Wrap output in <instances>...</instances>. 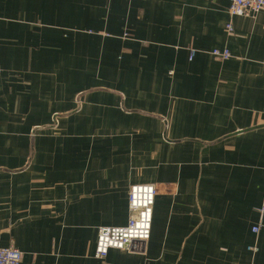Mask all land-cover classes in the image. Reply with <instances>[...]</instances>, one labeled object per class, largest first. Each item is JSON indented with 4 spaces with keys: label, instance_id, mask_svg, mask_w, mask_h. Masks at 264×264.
Masks as SVG:
<instances>
[{
    "label": "crops",
    "instance_id": "crops-1",
    "mask_svg": "<svg viewBox=\"0 0 264 264\" xmlns=\"http://www.w3.org/2000/svg\"><path fill=\"white\" fill-rule=\"evenodd\" d=\"M228 6L0 0V247L20 264H264V9ZM133 184L156 190L150 237L97 258Z\"/></svg>",
    "mask_w": 264,
    "mask_h": 264
},
{
    "label": "built area",
    "instance_id": "built-area-1",
    "mask_svg": "<svg viewBox=\"0 0 264 264\" xmlns=\"http://www.w3.org/2000/svg\"><path fill=\"white\" fill-rule=\"evenodd\" d=\"M228 14L234 16H254L264 9V0H228ZM228 33L232 32L231 23L226 25ZM211 55L218 60H226L230 57L227 49H213ZM195 54L190 50L189 58ZM2 70L0 68V76ZM156 190L152 184H133L128 189V220L123 226H101L97 230L95 256L103 258L110 249L141 250L150 237L153 205ZM261 216L259 226L264 227V208L260 209ZM253 232L258 226L253 227ZM256 251V247L249 248ZM23 253L9 245L0 247V264H20Z\"/></svg>",
    "mask_w": 264,
    "mask_h": 264
}]
</instances>
